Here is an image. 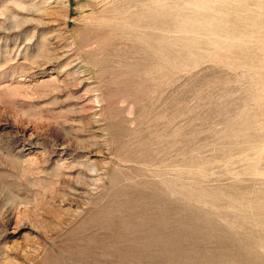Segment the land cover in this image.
Here are the masks:
<instances>
[{
	"label": "rangeland",
	"instance_id": "rangeland-1",
	"mask_svg": "<svg viewBox=\"0 0 264 264\" xmlns=\"http://www.w3.org/2000/svg\"><path fill=\"white\" fill-rule=\"evenodd\" d=\"M0 264H264V0H0Z\"/></svg>",
	"mask_w": 264,
	"mask_h": 264
}]
</instances>
